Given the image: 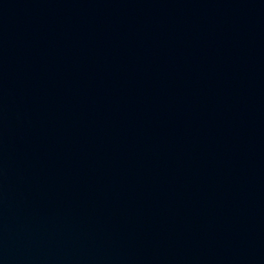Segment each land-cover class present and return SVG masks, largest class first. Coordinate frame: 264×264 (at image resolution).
<instances>
[{"label": "water", "instance_id": "95a60500", "mask_svg": "<svg viewBox=\"0 0 264 264\" xmlns=\"http://www.w3.org/2000/svg\"><path fill=\"white\" fill-rule=\"evenodd\" d=\"M0 264H264V0H0Z\"/></svg>", "mask_w": 264, "mask_h": 264}]
</instances>
